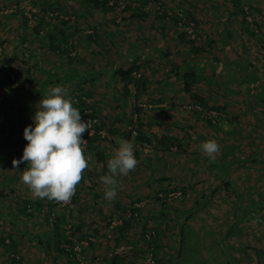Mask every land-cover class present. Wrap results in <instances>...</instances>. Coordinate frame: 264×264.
<instances>
[{
    "label": "rangeland",
    "instance_id": "rangeland-1",
    "mask_svg": "<svg viewBox=\"0 0 264 264\" xmlns=\"http://www.w3.org/2000/svg\"><path fill=\"white\" fill-rule=\"evenodd\" d=\"M101 1L0 0V264H264V0ZM186 12L199 51L169 17ZM134 62L142 81L126 89L118 70ZM190 67L202 112L189 108ZM55 86L93 121L68 204L34 196L27 162L12 165ZM163 135L181 147L162 149ZM213 139L215 162L201 149ZM124 141L138 163L105 199L100 178Z\"/></svg>",
    "mask_w": 264,
    "mask_h": 264
},
{
    "label": "clouds",
    "instance_id": "clouds-1",
    "mask_svg": "<svg viewBox=\"0 0 264 264\" xmlns=\"http://www.w3.org/2000/svg\"><path fill=\"white\" fill-rule=\"evenodd\" d=\"M37 107L33 116L35 127L28 125L24 129V138L29 143L23 156L13 159V169L27 162L22 182L34 196L68 204L92 159L91 154L85 155L87 140L83 134L91 135L93 121L82 119L81 111L73 106L68 90L62 86L51 88ZM134 147L132 141L122 142L107 161L108 172L100 178L105 199L115 198L117 176H126L136 168ZM201 149L215 162L221 146L213 139L203 142Z\"/></svg>",
    "mask_w": 264,
    "mask_h": 264
},
{
    "label": "trees",
    "instance_id": "trees-1",
    "mask_svg": "<svg viewBox=\"0 0 264 264\" xmlns=\"http://www.w3.org/2000/svg\"><path fill=\"white\" fill-rule=\"evenodd\" d=\"M88 2L90 3H93L94 5H98V6H102L103 7H107V4L106 2L104 1H101V0H87ZM108 8H112V7H108ZM48 12V11H47ZM145 13V12H143ZM165 17L167 16V13L166 11L165 12H162ZM185 15V17H184ZM183 16H180L178 13H174V14H171L170 19L172 21V23L178 28L180 29V31L178 32V37L180 39V41L184 44H187L189 46H191L193 48L194 51H199L201 50L197 45H195V40L194 39H191V35L188 34L187 30H186V26L188 24V22L190 21L189 17L190 16V13L189 12H186V14H184ZM27 17L26 18V24L29 22V17L28 16H25ZM35 18H36V14H35ZM41 24H39L38 26H40ZM137 69V66H136V63L134 62V66H132L131 68H129L128 70H125L124 68H119V73L121 74V79L122 81L124 82V85L127 88V86L131 83H135L138 86H140V82L142 81L140 78H135V76H132V71L136 70ZM6 71V81H9V82H12V78H11V73H12V70H9V69H5ZM182 79H183V82H184V89L186 92H188L189 94H191V96L196 100L197 104L196 105H200L202 106V108H204L206 102H205V98L204 97H200L198 95H196L195 93H193V90H194V85L195 83L197 82V72L195 71V69H193V67H190L188 68L187 70H185V72L182 74ZM86 95L83 96V98L80 96V106L82 107V110H88L90 109L92 112H93V109L90 108L88 105H87V102H86ZM206 107V106H205ZM219 107H217L218 109ZM140 109V108H139ZM220 109V108H219ZM218 111V110H217ZM198 112V111H197ZM93 114V113H92ZM93 117L95 116L94 114L92 115ZM213 119H214V116H213ZM211 119V120H213ZM209 120V121H211ZM139 130V133L138 135L136 136L137 138V141L138 142H143V141H148L150 142L148 135L143 131L142 128H138ZM83 137L87 138L88 141H90V136H88V134H83ZM165 136L163 135L162 137L159 138V146L162 148V149H169V148H173L174 146H176V148H180L181 147V142L178 138L176 137H171L169 136ZM143 140V141H142ZM137 154H139V152H137ZM166 192V190H164ZM185 193V191H183ZM183 193V194H184ZM62 216H60L58 218V220H56L55 222V227L58 229L60 228V222H62ZM156 241V240H155ZM17 245L13 242L12 245H9L8 247L10 249H13L15 251H18V248L16 247ZM61 250V249H60ZM64 251V250H62Z\"/></svg>",
    "mask_w": 264,
    "mask_h": 264
},
{
    "label": "built area",
    "instance_id": "built-area-1",
    "mask_svg": "<svg viewBox=\"0 0 264 264\" xmlns=\"http://www.w3.org/2000/svg\"><path fill=\"white\" fill-rule=\"evenodd\" d=\"M13 11V9L11 10ZM37 12V10H36ZM56 15H58V12L56 11H51L47 14V17L48 18H52V17H55ZM181 15H183V13H181ZM189 27V28H188ZM189 29V30H188ZM186 30L188 31V33H192V29L190 28V26H186ZM189 108H196V110L202 112L204 109L202 108V106L200 105H195V106H189ZM183 193L181 191H175V192H171L169 195H170V198L171 197H179L181 196ZM120 251V250H119ZM13 257H17L15 254H12Z\"/></svg>",
    "mask_w": 264,
    "mask_h": 264
}]
</instances>
